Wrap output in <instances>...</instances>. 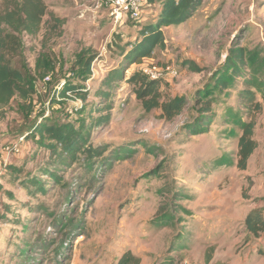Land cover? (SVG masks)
Returning a JSON list of instances; mask_svg holds the SVG:
<instances>
[{"label": "rangeland", "instance_id": "obj_1", "mask_svg": "<svg viewBox=\"0 0 264 264\" xmlns=\"http://www.w3.org/2000/svg\"><path fill=\"white\" fill-rule=\"evenodd\" d=\"M42 1L38 32L16 33L17 54L6 57L35 93L0 108V264H115L125 251L141 264H264V234L254 239L244 226L250 211L264 214V0H202L185 23L162 29L163 46L151 58L132 66L116 43H133L139 29L155 25L161 0H146L139 24H114L94 0ZM21 2L0 0V21ZM0 30L13 31L4 24ZM234 49L244 62L241 77L231 79L225 57ZM90 56L91 76L82 84L75 63ZM146 66L177 73L160 82L165 97L186 101L171 121L145 113L125 83ZM113 69L123 79L107 90L101 81ZM244 80L254 85L262 112L257 148L242 171L235 122L248 119L240 103ZM65 83L87 90L85 125L108 117L89 138L102 160L79 153L58 162L32 131L43 119L78 127L82 103L57 95ZM99 88L111 97H96ZM203 101L208 125L191 135L187 127L202 117Z\"/></svg>", "mask_w": 264, "mask_h": 264}, {"label": "trees", "instance_id": "obj_2", "mask_svg": "<svg viewBox=\"0 0 264 264\" xmlns=\"http://www.w3.org/2000/svg\"><path fill=\"white\" fill-rule=\"evenodd\" d=\"M202 0H161L160 11L157 16L155 25H147L139 29L138 37L133 43H126L121 46L117 42L123 61L132 66V64H140L143 59H149L156 47L163 46L162 29L170 26H179L189 20ZM146 2V0H145ZM152 2V1H150ZM46 15V6L42 0H22L17 6V10L8 11L2 15L0 24H4L8 29L13 30L11 33H5L0 30V108L4 107L12 97L17 95L24 103L29 102V98L35 93L33 84L29 79L23 76L19 71L12 69L6 57L15 56L17 54L18 41L16 33L24 30L30 33H37L42 18ZM50 18L52 14L49 15ZM58 22V21H57ZM133 22V21H132ZM137 23V22H135ZM139 24V23H138ZM119 39V38H118ZM94 57L90 56L83 61L79 58L75 63V67L81 68L79 75L82 74V84L91 76V63ZM244 55L242 50L232 51L226 55L225 63L227 64L231 79L241 77L240 65H243ZM198 70V69H197ZM123 79L120 69L111 70L108 75L102 79L101 86L109 90L114 84ZM161 80H152L147 77L141 68L135 69L131 75L125 80V83L131 90L135 99L139 102L145 113L151 111H159V118L165 121H171L181 114L186 106V101L181 97H165L161 90ZM222 89L229 88V81L216 79ZM64 84L57 95L61 98H78L82 103L75 112L81 111L78 119V127L71 122L55 123L43 119L34 124L33 133L38 136L41 146L47 148L52 157L58 162L74 161L79 153L83 154L88 161L102 160L103 151L91 147L89 138L91 130L95 126H99L102 122L107 121L108 117L93 119L91 124L85 125L86 118L84 115L83 103L88 95L85 87L74 88L67 87ZM84 86V85H82ZM243 90L241 92L240 103L245 108L247 121L241 118L237 119L235 124L240 129L241 135L237 142V158L238 168L245 170L247 161L257 148V143L253 139L256 126V119L262 112V104L257 101L256 94L253 91L254 85L248 81H243ZM94 95L99 98L109 99L111 97L109 91L101 88L95 91ZM54 103L56 99L53 100ZM200 103V102H199ZM110 106L106 110H110ZM202 117L197 119L193 125L187 127L191 135L202 134L203 128L208 125L206 113L210 112L209 101H203L201 105ZM91 119V117H90ZM89 119V120H90ZM64 156L67 160L64 161ZM6 172V171H4ZM14 172V171H12ZM16 173V172H14ZM5 173L0 174V180ZM13 178L12 180H14ZM29 184L34 185L38 182L32 179ZM23 185V184H22ZM26 188V184L23 185ZM1 189V186H0ZM7 198L12 200V193L6 192ZM5 215L11 214L8 210H4ZM4 215L0 216V220H5ZM245 230L248 235L254 239L260 238L264 234V214L259 209L249 212L244 221ZM115 264H141V259L130 251L123 252Z\"/></svg>", "mask_w": 264, "mask_h": 264}, {"label": "built area", "instance_id": "obj_3", "mask_svg": "<svg viewBox=\"0 0 264 264\" xmlns=\"http://www.w3.org/2000/svg\"><path fill=\"white\" fill-rule=\"evenodd\" d=\"M108 10L114 24L124 20L140 23L143 19L145 0H94ZM142 72L152 80H161L164 75L175 76L177 73L170 67L146 66Z\"/></svg>", "mask_w": 264, "mask_h": 264}, {"label": "water", "instance_id": "obj_4", "mask_svg": "<svg viewBox=\"0 0 264 264\" xmlns=\"http://www.w3.org/2000/svg\"><path fill=\"white\" fill-rule=\"evenodd\" d=\"M184 264H189V263H184ZM193 264H196V263H193Z\"/></svg>", "mask_w": 264, "mask_h": 264}]
</instances>
